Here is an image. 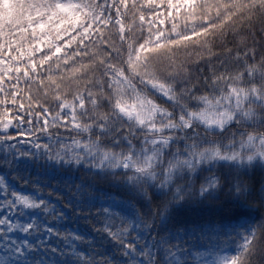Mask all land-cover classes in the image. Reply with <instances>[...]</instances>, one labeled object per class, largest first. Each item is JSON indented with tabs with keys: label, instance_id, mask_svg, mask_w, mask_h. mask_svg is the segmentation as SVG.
Masks as SVG:
<instances>
[{
	"label": "snow or ice",
	"instance_id": "obj_1",
	"mask_svg": "<svg viewBox=\"0 0 264 264\" xmlns=\"http://www.w3.org/2000/svg\"><path fill=\"white\" fill-rule=\"evenodd\" d=\"M0 264H264V0H0Z\"/></svg>",
	"mask_w": 264,
	"mask_h": 264
}]
</instances>
